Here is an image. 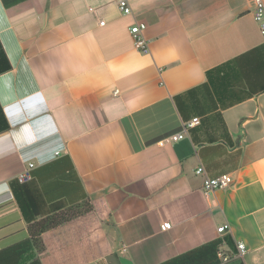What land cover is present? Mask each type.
Returning <instances> with one entry per match:
<instances>
[{
  "label": "crops",
  "instance_id": "1",
  "mask_svg": "<svg viewBox=\"0 0 264 264\" xmlns=\"http://www.w3.org/2000/svg\"><path fill=\"white\" fill-rule=\"evenodd\" d=\"M117 3L0 0L11 64L0 74V249L28 236L10 183L31 162L43 212L87 196L94 207L42 233L41 264H160L221 239L225 223L224 238L247 249L227 264H264V40L252 3L128 0L130 14ZM138 21L148 53L129 33ZM228 61L218 98L206 72ZM193 117L183 138L160 143ZM199 163L232 183L204 193Z\"/></svg>",
  "mask_w": 264,
  "mask_h": 264
},
{
  "label": "trees",
  "instance_id": "2",
  "mask_svg": "<svg viewBox=\"0 0 264 264\" xmlns=\"http://www.w3.org/2000/svg\"><path fill=\"white\" fill-rule=\"evenodd\" d=\"M229 62L222 63L206 72L208 83L218 98L226 94L224 91H220L222 87L227 86L223 84L227 78L223 70ZM9 69H11V64L0 42V74ZM215 78L217 81H214ZM223 106L228 105L224 104ZM8 128L7 119L0 105V133ZM27 181L14 179L10 185L22 216L27 222L28 236L0 249V264H41L38 254L45 249L42 233L94 209L87 196L74 205L66 206L61 203H53L49 210L43 212L40 199L30 189ZM226 240L229 246H234L229 236L226 237ZM220 243V239L207 242L160 264H218L216 250Z\"/></svg>",
  "mask_w": 264,
  "mask_h": 264
},
{
  "label": "built area",
  "instance_id": "3",
  "mask_svg": "<svg viewBox=\"0 0 264 264\" xmlns=\"http://www.w3.org/2000/svg\"><path fill=\"white\" fill-rule=\"evenodd\" d=\"M253 7L254 18L258 22L260 27V32L264 40V0H250ZM118 8L122 14H130L131 7L128 3V0H118ZM104 21H100V24H103ZM147 24L144 21L135 22L129 27V33L133 40L134 48L141 53L149 52V40L145 35ZM199 123V117H193L190 120L183 121L182 131L172 134L169 137L161 140L160 143L164 144L168 141H177L183 138L188 130ZM59 151H56L54 155H58ZM34 167L33 163H28L19 174L18 179L20 181H25L29 179L30 170ZM195 173L203 177L202 180V190L204 193L211 192L215 189H224L227 188L233 181V178L230 174H221L216 177H210L206 174L204 166L199 163L195 168ZM171 226L169 221H164L160 224V229L165 230ZM230 231V226L228 223L222 224L217 227V232L221 236V243L218 245L216 250V257L218 264H227L235 258L242 257L247 249L245 244L242 241H236L234 248L228 245L226 239L224 238ZM124 250V249H123Z\"/></svg>",
  "mask_w": 264,
  "mask_h": 264
}]
</instances>
